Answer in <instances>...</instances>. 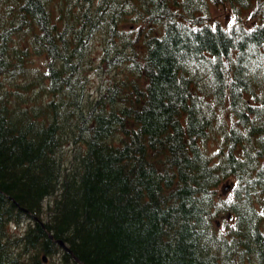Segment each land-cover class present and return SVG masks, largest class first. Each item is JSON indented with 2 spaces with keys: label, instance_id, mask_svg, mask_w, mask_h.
Listing matches in <instances>:
<instances>
[{
  "label": "trees",
  "instance_id": "trees-1",
  "mask_svg": "<svg viewBox=\"0 0 264 264\" xmlns=\"http://www.w3.org/2000/svg\"><path fill=\"white\" fill-rule=\"evenodd\" d=\"M211 1L236 13L256 2L261 21L210 22L205 0L8 2L0 77L23 81L0 80V264H264V103L251 101L264 88V0ZM131 20L135 37L101 59L126 68L83 101L88 40ZM226 102L242 129L213 157L202 143ZM230 175L235 200L219 204Z\"/></svg>",
  "mask_w": 264,
  "mask_h": 264
},
{
  "label": "rangeland",
  "instance_id": "rangeland-1",
  "mask_svg": "<svg viewBox=\"0 0 264 264\" xmlns=\"http://www.w3.org/2000/svg\"><path fill=\"white\" fill-rule=\"evenodd\" d=\"M8 2H12L13 0H7ZM58 0H48V7L51 8V5L53 9H56V4ZM97 1V0H95ZM8 2L2 1L0 3V21L1 23H4L8 21V12H9V6ZM256 6V2H252L249 7L247 8H241L238 13L235 12L234 8L230 6L229 4H216L212 2L211 0H205V7L204 12L206 13L208 19L210 22H221L223 25H229L233 23H243L247 27H251L254 24L261 21V16L253 14L252 10ZM200 10H198V13ZM239 16V17H236ZM120 28L121 33L114 32L115 36H112L111 30L106 27H99L93 32L92 37L88 40L87 50L85 52V63L82 66L81 71L79 72V75H77L76 80L78 81V84L76 85L77 88V95L81 94V97L83 98V101L86 98H92L95 97L98 94V88L101 85V83L106 80L107 78L111 76L120 75V72L123 69L126 68L125 65H122L121 62H115L111 64L104 65L101 61L103 51L105 46L107 48H111V44H114V46L119 45L120 42L123 41V43H126L129 36L131 38H134L136 35V28L138 26V22H135L133 25V21H129L127 23L121 21L120 22ZM131 29L132 31L129 32L128 30ZM22 37V34L20 32L13 33V39L16 42L15 45H18V42H20V38ZM110 37V38H108ZM114 43H112V41ZM127 44V43H126ZM139 48V46H137ZM110 58V57H109ZM45 64V59L43 55L38 53H32L29 57V65H28V73L30 74H39V69ZM0 80L3 82V86L5 87H12V84L16 82H22V77H14L12 79H9L6 75H1ZM15 87V86H13ZM19 87V85H18ZM255 89H257V94L259 97H251L252 102H262L264 103V88L262 90H258V86H254ZM26 90L25 92H27ZM30 92H33V90H30ZM200 93V91L198 92ZM201 94V93H200ZM205 94V93H204ZM206 98L209 102H214L213 97L208 93L206 95ZM216 117L213 120L210 129L208 130V133L206 134L204 141L202 143V148L204 152H206L208 155L215 157L218 154L219 148L221 146H224V150H226L227 145L229 142L225 141L224 139V131L229 129L232 125L237 128L242 129V127L237 124V116L236 114L229 108L228 102L223 103L221 105L216 106ZM72 144H68L65 146V149L63 148L62 156L65 157L63 160V166L66 164V159L71 158V154L73 149ZM238 151H241V148L238 149ZM229 183V187L224 189L223 184ZM237 182V179L235 176L230 175L227 177L225 182L221 185H219L216 188V194L218 193V203H229L231 201L235 200L234 196V188L235 183ZM259 208L260 205H259ZM226 213V212H225ZM226 217L225 214L220 213V227L222 230L226 228V218L230 216L229 213ZM27 225V219L23 220L20 223H11L10 229L13 232H21L25 229ZM44 261H48L49 264H56V257H50L47 259V257L44 259Z\"/></svg>",
  "mask_w": 264,
  "mask_h": 264
},
{
  "label": "water",
  "instance_id": "water-1",
  "mask_svg": "<svg viewBox=\"0 0 264 264\" xmlns=\"http://www.w3.org/2000/svg\"><path fill=\"white\" fill-rule=\"evenodd\" d=\"M229 187V184L228 183H226V184H224V186H223V188L224 189H226V188H228ZM50 236H52V235H50ZM57 242L65 249V250H68V247H67V245L63 242V240H61V239H57ZM43 258L45 259V256L43 255Z\"/></svg>",
  "mask_w": 264,
  "mask_h": 264
}]
</instances>
